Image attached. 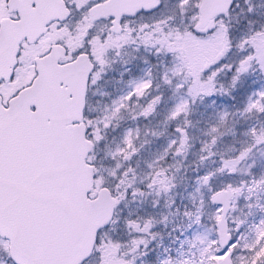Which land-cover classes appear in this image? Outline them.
Masks as SVG:
<instances>
[{
  "label": "snow or ice",
  "instance_id": "1",
  "mask_svg": "<svg viewBox=\"0 0 264 264\" xmlns=\"http://www.w3.org/2000/svg\"><path fill=\"white\" fill-rule=\"evenodd\" d=\"M0 264H264V0H0Z\"/></svg>",
  "mask_w": 264,
  "mask_h": 264
}]
</instances>
